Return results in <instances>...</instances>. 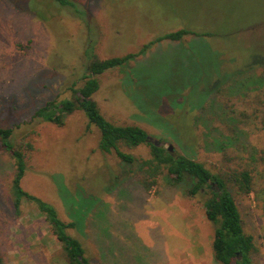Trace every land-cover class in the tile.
<instances>
[{"label":"rangeland","instance_id":"rangeland-1","mask_svg":"<svg viewBox=\"0 0 264 264\" xmlns=\"http://www.w3.org/2000/svg\"><path fill=\"white\" fill-rule=\"evenodd\" d=\"M74 1L89 25L53 0H0V128H13L11 142L25 137L32 145L20 186L76 223L67 232L92 264H218L208 194L189 196V181L169 185L163 176L148 191L137 163L99 150V131L83 111L62 125L34 113L71 97L87 47L100 58L121 56L185 28L197 34L155 42L100 74L93 98L111 122L139 125L214 172L248 168L264 188V0ZM120 149L150 156L147 144ZM14 174L0 147L3 264H64L62 243L35 204L23 201L15 212ZM262 198L258 191L236 198L257 246L255 264H264Z\"/></svg>","mask_w":264,"mask_h":264},{"label":"trees","instance_id":"trees-1","mask_svg":"<svg viewBox=\"0 0 264 264\" xmlns=\"http://www.w3.org/2000/svg\"><path fill=\"white\" fill-rule=\"evenodd\" d=\"M53 1L60 6L73 10L76 16L83 18L82 20L85 19V23L89 25L85 16L86 11L80 8L74 0ZM27 7L24 6V8ZM192 33L196 32L185 28L167 32L144 44L137 52L121 56L100 58L92 52L91 47H87L85 50L86 63L81 76L82 83L75 87L77 82H73L69 87L71 97L47 101L36 110L34 117L62 125L66 115L77 110L83 111L88 123L96 126L99 131V150L107 153L114 152L118 158L127 164L137 163L138 169L142 172L141 183L148 191L157 185L158 179L162 176L169 185H178L183 181H189V187L186 190L187 195L208 194L204 201V210L206 218L214 225L212 240L214 260L218 264H255L253 255L257 253V246L253 236L244 229L236 202V198L258 191L263 197L264 214V188H257L258 182L255 179L256 176L252 174V170L248 168L230 170L227 168L214 172L202 162L182 154H172L165 146H156L148 141L149 134L141 126L115 124L106 119L97 101L93 98L100 86L98 78L100 74L129 65L155 42L163 39L178 41L183 36ZM221 92L219 91L220 98ZM230 111L233 112L232 109ZM12 132L13 128L11 127L0 128V147L10 153L14 160L15 174L11 181V194L15 212H20V205L23 201L33 202L40 213L44 215L52 234L62 243L64 264H92L84 256L85 249L79 239L67 232L68 229L74 228L76 223L74 221L65 222L58 216L56 209L51 204L28 193L20 186V180L26 169V154L32 149V145L25 137L20 138L17 142H11ZM141 144L149 146L150 156L148 158L138 159L120 149L121 145L135 147ZM106 212L108 209L100 210L102 216H106ZM139 250L138 248L136 259L142 261L143 255ZM0 264H3L1 255Z\"/></svg>","mask_w":264,"mask_h":264},{"label":"water","instance_id":"water-1","mask_svg":"<svg viewBox=\"0 0 264 264\" xmlns=\"http://www.w3.org/2000/svg\"><path fill=\"white\" fill-rule=\"evenodd\" d=\"M147 140H148V141H151V142H152L153 144H155L156 146H165V145H166L165 142H162V141H160V140L154 139V138H152L151 136H148V137H147ZM166 148H167V150H168L170 153L175 154V152H174V148H173V145H172V144H167Z\"/></svg>","mask_w":264,"mask_h":264}]
</instances>
